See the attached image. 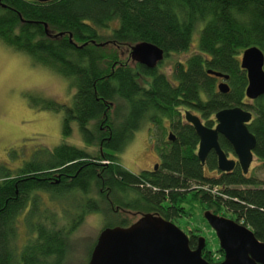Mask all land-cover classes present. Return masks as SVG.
Returning <instances> with one entry per match:
<instances>
[{
	"label": "trees",
	"instance_id": "obj_1",
	"mask_svg": "<svg viewBox=\"0 0 264 264\" xmlns=\"http://www.w3.org/2000/svg\"><path fill=\"white\" fill-rule=\"evenodd\" d=\"M58 32L62 35L54 36ZM194 32L196 51L175 60L170 73L128 55L131 45L148 41L163 49L166 59L187 50ZM0 40L75 87L70 106L46 99L41 107L63 110V134L75 121L93 147L62 141L17 168L0 164V264H60L69 233L91 212L102 216L105 228L128 226L145 213L175 223L199 206L230 213L264 242L263 181L238 164L229 172L217 170L213 151L202 165L198 136L182 115L185 108L194 110L211 127V116L220 109L252 110L247 128L256 138L253 155L264 167V104L247 101V76L239 62L250 46L264 52V0H0ZM208 70L229 75L228 92H219L217 77ZM145 121L166 140L151 132L160 163L132 172L116 153ZM218 141L233 153L223 136ZM61 173L70 179L58 182ZM18 222L26 229L22 243ZM194 233H188L192 248ZM217 251L220 256L205 241L202 257L217 262L223 256Z\"/></svg>",
	"mask_w": 264,
	"mask_h": 264
},
{
	"label": "rangeland",
	"instance_id": "obj_2",
	"mask_svg": "<svg viewBox=\"0 0 264 264\" xmlns=\"http://www.w3.org/2000/svg\"><path fill=\"white\" fill-rule=\"evenodd\" d=\"M197 39L198 32H194L189 48L172 53L163 60L159 70L170 73L175 60L183 61L196 51ZM74 92L75 87L70 86L67 78L33 62L28 54L15 50L0 40V164L8 169L17 168L24 161L27 162L32 154L37 157L44 156L47 150L53 149L62 141L83 148L82 143L87 142L75 121L71 122V132L65 135L62 132L64 111L41 107L46 99L70 106ZM256 100L264 104V95ZM164 124L167 125L168 122L165 121ZM151 132L156 134L160 142L166 140L160 130L153 128L150 121H145L133 132L123 150L116 153L121 164L128 170L139 172L152 168L158 162L156 137ZM96 149L94 147L93 151ZM204 170L209 172L207 167ZM247 174L263 181L260 186H264V167L255 157ZM44 201L49 203L47 193H44ZM222 212L224 209L220 211ZM225 215L228 218L233 216L230 213ZM112 220L110 217L109 221ZM175 222L187 234L192 230L205 237L207 249L214 250L215 255L220 256L217 251L218 239L204 219V211L199 206H194L188 215L178 217ZM104 224L105 221L99 213L86 214L82 222L69 233L68 242L63 252L58 255L61 257L59 263L87 264L97 235ZM17 225V241L22 243L26 229L19 222Z\"/></svg>",
	"mask_w": 264,
	"mask_h": 264
},
{
	"label": "water",
	"instance_id": "obj_3",
	"mask_svg": "<svg viewBox=\"0 0 264 264\" xmlns=\"http://www.w3.org/2000/svg\"><path fill=\"white\" fill-rule=\"evenodd\" d=\"M47 2L49 0H37ZM47 32L46 23H44ZM62 35L61 32L54 36ZM70 40L71 35L69 34ZM130 59L145 67L155 68L164 59V51L148 42H137L129 47ZM240 67L245 70L247 85L245 96L257 99L264 95V52L250 46L241 52ZM209 74L223 78L217 84L219 92L229 91L228 74L208 70ZM252 112L240 106L226 107L215 112V126H206L201 118L189 110L184 119L193 126L198 136L197 157L204 165L207 154L216 155L217 170L231 171L236 164L246 174L254 158L255 136L247 123ZM223 136L231 145L234 158L221 148L218 137ZM169 139H173L171 133ZM158 164L154 165V168ZM204 219L214 230L223 258L209 262L202 257L205 237L198 236L194 248L189 236L176 223L157 214L145 213L128 226L105 227L100 230L90 252L87 264H264V242L257 239L246 225L235 219L204 211Z\"/></svg>",
	"mask_w": 264,
	"mask_h": 264
},
{
	"label": "flooded vegetation",
	"instance_id": "obj_4",
	"mask_svg": "<svg viewBox=\"0 0 264 264\" xmlns=\"http://www.w3.org/2000/svg\"><path fill=\"white\" fill-rule=\"evenodd\" d=\"M239 57H241V54L239 55ZM142 65V64H141ZM144 66V65H143ZM156 69H158L159 70V64L155 67ZM221 81H223V78H221V77H217L216 78V84H218L219 82H221ZM227 82H228V84H229V78L226 80ZM247 98V97H246ZM248 99V98H247ZM258 99V98H257ZM250 99H248L247 101H249ZM256 101V99H251V105L252 104H254V102ZM185 110H189V111H191L193 114H196V115H198L199 117H203L202 115H201V113H197V112H195L194 110H191V109H188V108H185V109H183V111H182V115H183V117H184V111ZM251 112H252V116H253V111L251 110ZM215 116V113L211 116V117H214ZM202 121V120H201ZM214 121V120H213ZM203 122V121H202ZM215 126V121H214V123H213V125L211 126V127H214ZM101 129H104V128H102V127H100ZM103 138H107L106 136H104ZM219 138V137H218ZM83 145H84V147L83 148H85V149H87V150H92L93 149V147L92 146H90V145H87V144H85V143H82ZM211 152V151H210ZM228 154V157L229 158H234L235 159V157L233 156V154L232 153H227ZM217 161V160H216ZM158 163H160V158L158 159V162H155L153 165H152V168L154 167V165L155 164H158ZM157 168V167H156ZM151 169V168H150ZM58 182H59V180H61L62 178L63 179H67V180H69L70 179V177L71 176H69L68 174H66V173H61L60 175H58ZM216 214V213H215ZM176 223V222H175ZM197 235V237L196 238H194L193 239V241H195L196 243H197V238H198V236H200L199 234H197V233H194V235ZM188 236H190L189 234H188ZM220 260H222V259H220ZM220 260H218V261H220Z\"/></svg>",
	"mask_w": 264,
	"mask_h": 264
}]
</instances>
